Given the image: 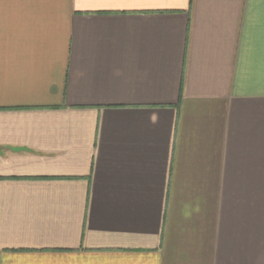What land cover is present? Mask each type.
I'll use <instances>...</instances> for the list:
<instances>
[{
  "label": "crops",
  "instance_id": "0c3cea01",
  "mask_svg": "<svg viewBox=\"0 0 264 264\" xmlns=\"http://www.w3.org/2000/svg\"><path fill=\"white\" fill-rule=\"evenodd\" d=\"M0 264H264V0H0Z\"/></svg>",
  "mask_w": 264,
  "mask_h": 264
}]
</instances>
